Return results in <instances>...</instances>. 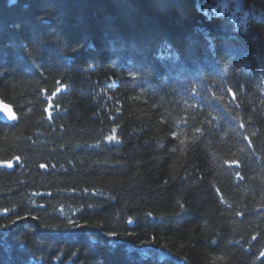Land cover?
<instances>
[{
  "label": "trees",
  "instance_id": "obj_1",
  "mask_svg": "<svg viewBox=\"0 0 264 264\" xmlns=\"http://www.w3.org/2000/svg\"><path fill=\"white\" fill-rule=\"evenodd\" d=\"M0 100V264H264V0H0Z\"/></svg>",
  "mask_w": 264,
  "mask_h": 264
},
{
  "label": "water",
  "instance_id": "obj_2",
  "mask_svg": "<svg viewBox=\"0 0 264 264\" xmlns=\"http://www.w3.org/2000/svg\"><path fill=\"white\" fill-rule=\"evenodd\" d=\"M16 118H17V115L14 112L13 108L9 104L0 100V119L5 122H12V121H15ZM0 166L7 167L8 169L13 168V165L9 167V166H6L5 163H1Z\"/></svg>",
  "mask_w": 264,
  "mask_h": 264
},
{
  "label": "snow or ice",
  "instance_id": "obj_3",
  "mask_svg": "<svg viewBox=\"0 0 264 264\" xmlns=\"http://www.w3.org/2000/svg\"><path fill=\"white\" fill-rule=\"evenodd\" d=\"M49 107H51V106H49ZM17 160H19V157H17L16 158ZM237 163H239V162H237ZM5 164H6V166H12V161H7V162H5Z\"/></svg>",
  "mask_w": 264,
  "mask_h": 264
},
{
  "label": "bare ground",
  "instance_id": "obj_4",
  "mask_svg": "<svg viewBox=\"0 0 264 264\" xmlns=\"http://www.w3.org/2000/svg\"><path fill=\"white\" fill-rule=\"evenodd\" d=\"M46 94V92H44ZM11 106V105H10ZM12 107V106H11Z\"/></svg>",
  "mask_w": 264,
  "mask_h": 264
}]
</instances>
